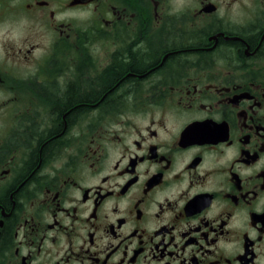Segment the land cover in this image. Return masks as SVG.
<instances>
[{
	"label": "flooded vegetation",
	"instance_id": "obj_1",
	"mask_svg": "<svg viewBox=\"0 0 264 264\" xmlns=\"http://www.w3.org/2000/svg\"><path fill=\"white\" fill-rule=\"evenodd\" d=\"M0 264H264V0H0Z\"/></svg>",
	"mask_w": 264,
	"mask_h": 264
}]
</instances>
